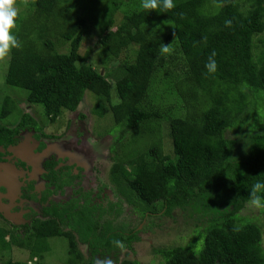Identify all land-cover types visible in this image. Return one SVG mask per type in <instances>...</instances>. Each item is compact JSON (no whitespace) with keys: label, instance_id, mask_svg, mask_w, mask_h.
Listing matches in <instances>:
<instances>
[{"label":"trees","instance_id":"16d2710c","mask_svg":"<svg viewBox=\"0 0 264 264\" xmlns=\"http://www.w3.org/2000/svg\"><path fill=\"white\" fill-rule=\"evenodd\" d=\"M99 1L30 0L26 10H20L17 35L22 48L13 49L5 82L26 89L28 100L43 105L44 114L54 121L64 111H75L92 92L97 98L93 112L99 117L111 112L125 133L155 130L166 113L151 102L150 90L169 54L162 55L160 45L174 40L185 72L177 79L168 77L171 84L165 90L177 98L168 92L174 90L185 100L187 111L169 117L174 156L155 144L136 158L117 154L111 180L117 181L122 194L127 189L123 196L128 203L135 202L136 194L147 208L159 204L168 215L195 203L216 210L205 228L196 227L184 245L157 249L165 258L159 264H264L260 216L240 213L249 207L253 184L264 183V0H174L176 7L166 13L143 10L138 0L118 24L113 15L119 2H114L116 7H100ZM131 2L123 0L125 5ZM81 4L84 13L77 10ZM89 18L100 29L96 46L111 58L133 47V57L122 63L114 81L81 52ZM55 35L68 44L66 51L57 47ZM212 52L218 67L209 74L205 64ZM170 60L175 61V55ZM5 102H10L8 97ZM233 131H246L250 142L239 158L235 157L239 142L228 135ZM146 211L143 208L142 217ZM59 217L63 219L62 214ZM58 219L0 231L2 249L19 248L42 260L51 250L50 238L65 237L70 245L66 264H95L97 252L85 259L78 238L109 250L116 249L115 240L124 244L125 239L138 238L137 232L127 235L122 224L113 225L109 219H93L90 224L84 219L86 224L70 223L69 230ZM202 237L203 245L197 249ZM28 260L10 258L2 264ZM124 264L140 263L128 259Z\"/></svg>","mask_w":264,"mask_h":264},{"label":"rangeland","instance_id":"374dc122","mask_svg":"<svg viewBox=\"0 0 264 264\" xmlns=\"http://www.w3.org/2000/svg\"><path fill=\"white\" fill-rule=\"evenodd\" d=\"M115 1L119 2L118 7H116V5L114 4ZM99 2L100 7L101 5H104L105 7L111 4L115 5L116 8L113 18L115 19V23L118 24L124 18L125 10H128V8L132 9L139 1L136 0V3H134L133 0L130 5H125L123 3V0H100ZM77 8L78 12L84 13V5L81 4ZM21 10H26V8L22 6ZM95 23V20H93L92 18L88 19L87 24H89V26L83 36L81 52L87 57L88 62L93 63L95 67L101 70V72L108 73L110 79L114 81L116 75L119 74L122 63L133 57V47L125 49L119 57L111 58L104 50H102L99 45L96 46L99 43L96 37V33H98L100 29L98 28L99 26ZM262 37H264V33L262 34ZM52 38L56 42L57 47H59L58 44L61 46L59 47L61 51L67 50L68 44L65 42L63 43L61 38H59L57 35L53 36ZM175 44L176 43L174 40L166 44L171 45L169 54L175 55V61L170 60L171 55L169 56V54H167L166 62L158 72L150 90L151 102L155 105L158 104L166 113L164 115V119L160 122L161 125L157 124V128L155 130L154 128H151L150 131H142V129L137 128L136 130L125 133L123 131V127L121 125H117L111 112L105 114V116L103 117H99L93 112L94 106L97 103V98L95 94H93L92 92H88L86 93L84 100L80 103L76 111H64L60 120L57 122V125L55 124L63 130H67L71 125H73L72 131L76 136L72 138L62 136V140L64 142H60L58 139L52 141L49 144L50 148L47 152L52 153L57 151L61 155H63L65 152H71L70 160H78V158L80 157L77 155L78 147L76 144L72 145V142L76 140V137L82 130L80 128L79 132L75 130L76 126H78L79 124L77 122H73V120L75 118H81L83 119L84 128H86V131L88 132V135H86L87 146L92 155V158L90 156L89 158H87V163L89 164L93 172L96 171V168H100L99 170H97V173H102L103 175L102 170H105L104 176L106 175V177L109 178V170L111 168V164L114 162L115 155L122 153V157L131 155V157L136 158V156H138L140 153H144L151 144L160 145L163 148L164 154L173 157L174 152L169 129V117L178 116L177 114L180 113L184 115L187 114V111L183 104L185 100L179 97L176 92H174V90H168V92H172V94H175L177 98L173 97V95L171 94H167L165 90L167 88L166 86L168 84H171L170 82H168L171 80L168 77L174 76V78L177 79L180 73L185 72V64L182 58V54L180 53V51H177L178 47H176ZM175 48L177 52L174 51ZM258 49H260V47L255 48V51L257 53H259ZM9 61L10 59L7 60V62L0 63V100L2 99V97H4L6 92H8L6 90H15V92L23 95L21 96L22 98H25L24 96L28 95V91L26 89L15 87L5 82V75L8 70ZM113 89H115L114 86ZM112 98L117 100L115 91H113L112 93ZM36 106H38V109L43 114L45 113L43 105L36 104ZM228 133L230 137L239 142L240 147L236 148L235 152V157L239 158L241 157L242 151H244L245 147L247 148L248 144L250 143L248 141L247 133L246 131H233ZM64 139H67L68 141ZM62 143L64 144V146ZM111 147L113 148L111 149ZM93 155H95V157ZM41 156H44V154H39V159ZM64 157H67V155ZM81 159L83 158H80L79 160ZM39 166V173H42L45 168L43 169L41 161L39 162ZM115 184L116 188L118 189L119 186L117 185V181H115ZM126 193L127 189L124 188L123 194L126 195ZM125 195L121 197V199L123 200V206L126 208V203H128V201L126 200ZM135 196V202L129 204H131L132 207L139 212L137 211L138 213H136L135 215H133L132 213L123 214L122 217L120 216L118 218L120 222L117 223V225L122 224L123 229L127 232H129L131 228L130 226L135 227L140 225L138 231L141 238L138 242L133 244V248H131L130 250L126 248L127 250L122 251L120 259L117 261L116 259L113 260L114 264H120V260H123L125 257H127L129 260L137 259L140 264H159L160 262L163 263L165 262V258L161 252L157 251V249L169 248L175 245H184L191 238V234H193L194 231L197 230L196 227L204 229L212 215L214 216L216 213V210L212 208L211 211H209L208 207L204 208L202 204L197 205V203H195L190 204L184 208L178 207L171 212V215H168L165 213V211H162L160 209L159 204H156V207L150 206L149 208H147L146 204H143L136 194ZM143 208L149 210L152 213L145 215V217H142L143 212L141 213V211L143 210ZM250 208L251 207L245 206L240 213L242 215L249 214L251 216H260L258 222L263 227L264 242V213H260L259 211ZM9 219L13 221L15 220L10 216ZM127 222L130 223V226ZM196 234H194V236ZM78 240V248L80 252L85 257V259H89L87 258V256H89L87 244L83 243V241L81 242L80 238H78ZM203 240L204 237H202V240L199 242L197 249H200L202 247ZM50 245L51 250L44 254L42 260L39 255L34 256V261L31 262L28 260V264H36V262L39 261L43 264H66V262L70 258V245L68 244V240L65 237L57 236L56 238H50ZM10 258L14 260H27L32 259L33 257H31L25 250L21 251L13 247H11V250L0 249V264ZM101 259H103V257H101Z\"/></svg>","mask_w":264,"mask_h":264},{"label":"flooded vegetation","instance_id":"af4514ba","mask_svg":"<svg viewBox=\"0 0 264 264\" xmlns=\"http://www.w3.org/2000/svg\"><path fill=\"white\" fill-rule=\"evenodd\" d=\"M6 91L8 92L0 100V231H11L15 227H34L40 219L57 217L59 224L67 230L72 228L70 223L79 227L85 220L90 224L93 219L102 222L105 219L113 220L115 225L120 222L118 218L123 214L135 215L139 212L129 203H126V208L123 206V194L111 180V168L109 178L104 176L105 170H102V175L101 172L97 173L100 168H96L94 172L90 168L87 158H92V155L87 146L88 132L84 128L83 119L73 120L79 124L75 130H82L76 137V143L72 142V145L76 144L78 147V160H70L71 152L63 155L57 151L48 153L52 141L58 139L64 142L62 136H76L72 131L73 125L67 130L61 129L56 125L62 115L54 121L43 114L36 104L31 103L27 96L22 98L23 95L15 90ZM6 97L10 102H5ZM39 154L44 156L39 159ZM80 158L84 160L81 161ZM40 161L43 169L45 168L42 173H39ZM118 209H122V212L116 216ZM150 213L152 212L148 210L145 215ZM60 214L63 219L59 217ZM9 216L15 220H10ZM130 227L129 232L125 233L129 235L135 231L138 238L130 241L125 239L124 250L133 248V244L141 238L138 231L140 225ZM83 243L87 244L89 259L93 258V251L97 252V258L120 259L122 250L118 247L109 250L100 243ZM125 260L128 258L120 260V264H124Z\"/></svg>","mask_w":264,"mask_h":264},{"label":"clouds","instance_id":"9594fccd","mask_svg":"<svg viewBox=\"0 0 264 264\" xmlns=\"http://www.w3.org/2000/svg\"><path fill=\"white\" fill-rule=\"evenodd\" d=\"M32 4L36 3V0H31ZM27 8L29 6V0H0V63L7 62L11 58L13 49H21L22 44L18 38L17 32L19 26L17 19L20 14L21 7ZM140 7L143 10L157 11L160 13H166L173 10L176 5L174 0H141ZM226 26L231 27V21L225 22ZM170 46L166 44L160 45V52L162 55L170 52ZM216 53L212 52L208 57L205 64L207 73L214 74L217 71V62L215 60ZM36 104V103H34ZM264 183L256 182L250 189L249 195V207L264 213ZM235 230H239L238 228ZM114 245L120 248L122 251L125 248L123 242L119 240L113 241ZM34 257L29 261L33 262ZM95 264H114L113 260L108 258H97Z\"/></svg>","mask_w":264,"mask_h":264},{"label":"water","instance_id":"95a60500","mask_svg":"<svg viewBox=\"0 0 264 264\" xmlns=\"http://www.w3.org/2000/svg\"><path fill=\"white\" fill-rule=\"evenodd\" d=\"M103 74V72H101Z\"/></svg>","mask_w":264,"mask_h":264}]
</instances>
